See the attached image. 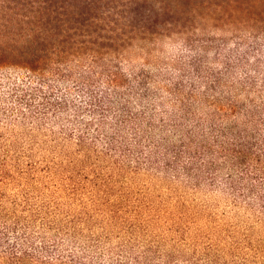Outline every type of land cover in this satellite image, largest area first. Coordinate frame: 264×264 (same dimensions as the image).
Instances as JSON below:
<instances>
[{"label": "trees", "instance_id": "1", "mask_svg": "<svg viewBox=\"0 0 264 264\" xmlns=\"http://www.w3.org/2000/svg\"><path fill=\"white\" fill-rule=\"evenodd\" d=\"M25 125L71 161L106 162L107 184L223 191L249 217L226 247L172 227L164 249L106 200L77 216L10 195L0 161V264H264V0H0V144Z\"/></svg>", "mask_w": 264, "mask_h": 264}, {"label": "rangeland", "instance_id": "2", "mask_svg": "<svg viewBox=\"0 0 264 264\" xmlns=\"http://www.w3.org/2000/svg\"><path fill=\"white\" fill-rule=\"evenodd\" d=\"M167 50L175 52L179 51V47L173 49L170 46ZM29 128L31 126L28 125L17 127L11 133L12 140L0 144L10 149L6 159L0 155V161L5 163L8 173L5 189L10 195L27 192L34 201L59 204L62 212L70 211L77 216H88L95 212L94 208L83 210L80 200L89 205L93 196L99 201L106 200L110 205L126 209L128 216L137 217L134 235L138 241L143 244L157 242L164 236V244L167 243L164 249L181 239V235L172 227L187 229L188 241L192 243L202 245L211 239L221 241L225 247L231 243L227 238L229 229H233L239 237L246 230L248 212L234 209L231 197L223 191H191L183 186H175L179 190H172L175 187L166 182H146V175L132 176L127 173L116 175L107 184L103 175L107 170H103L106 162L83 157L71 161L61 149L39 142L44 138L42 133L34 131L38 140L21 134L24 129L33 131ZM106 210L109 211L108 208ZM105 219L103 225L114 242H125L128 235L121 231L122 225H112L107 223L108 217ZM98 228L97 234L106 232V229ZM261 234L264 231L258 228L252 237L255 240ZM82 241L84 244L88 242L87 234Z\"/></svg>", "mask_w": 264, "mask_h": 264}]
</instances>
